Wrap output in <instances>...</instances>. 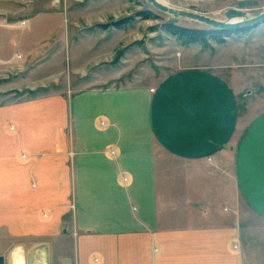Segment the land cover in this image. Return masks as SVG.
<instances>
[{
  "label": "crops",
  "instance_id": "obj_1",
  "mask_svg": "<svg viewBox=\"0 0 264 264\" xmlns=\"http://www.w3.org/2000/svg\"><path fill=\"white\" fill-rule=\"evenodd\" d=\"M12 2L0 0V239L32 245H7L4 264L15 251L25 264H247L230 248L245 238L243 175L209 164L196 87L86 80L95 63L78 59L66 82L47 40L60 15L20 27Z\"/></svg>",
  "mask_w": 264,
  "mask_h": 264
},
{
  "label": "rangeland",
  "instance_id": "obj_2",
  "mask_svg": "<svg viewBox=\"0 0 264 264\" xmlns=\"http://www.w3.org/2000/svg\"><path fill=\"white\" fill-rule=\"evenodd\" d=\"M15 1L12 6L20 10L17 17L20 27L30 15L38 14L37 21L43 15L40 13L60 15L61 30L53 28L47 40L54 50L60 49L61 44L66 82L75 79L73 62L78 59L86 66L95 63L83 73L86 80L94 75L106 77L110 73L126 72V78L119 82L121 85L146 86L152 91L162 81L176 80L177 74L179 81L196 87L190 95V101L196 102V124L211 132L216 150L209 164L217 172L229 171L236 176L239 171L243 175L245 206L239 210L245 238L240 243L233 241L230 248L244 255L247 264H264V23L232 34L223 44L187 46L163 32V25L172 18L145 0ZM162 1L173 9L218 21H224L225 13L237 9L240 2H256L243 8L248 18L264 11V0ZM140 11L150 12L152 18L141 20L136 16ZM128 17L132 18L131 22L120 29L99 28ZM53 25H58L57 19H53ZM175 25L210 30L185 18H178ZM62 31L66 35L59 42ZM101 46L104 49L98 52ZM179 94L184 96L176 93ZM24 99L20 96L16 100ZM233 212L236 215V210ZM9 244L26 252L32 245L28 241L0 239V253Z\"/></svg>",
  "mask_w": 264,
  "mask_h": 264
},
{
  "label": "water",
  "instance_id": "obj_3",
  "mask_svg": "<svg viewBox=\"0 0 264 264\" xmlns=\"http://www.w3.org/2000/svg\"><path fill=\"white\" fill-rule=\"evenodd\" d=\"M148 4H150L154 9L159 12L165 13L169 15L172 19L169 21V24L174 25L177 22L178 18H185L186 20L196 21L200 24L205 25L210 30L217 31H235L239 29L252 28L254 26L260 25L264 23V11L260 14L247 17L243 11V8H249L251 5H255L256 2L245 1L240 2L238 4L237 9H229L225 13V20L218 21L215 19L199 15L197 13H192L189 11H183L179 9H173L172 7H168L159 3L157 0H145ZM235 19L237 21H235ZM0 264H4V258L0 256Z\"/></svg>",
  "mask_w": 264,
  "mask_h": 264
},
{
  "label": "trees",
  "instance_id": "obj_4",
  "mask_svg": "<svg viewBox=\"0 0 264 264\" xmlns=\"http://www.w3.org/2000/svg\"><path fill=\"white\" fill-rule=\"evenodd\" d=\"M141 20H149L152 18V14L148 11L137 12ZM132 18H124L116 22L109 23L108 25H99V28H115L120 29L124 25L130 23ZM247 29H239L235 31H217V30H200L199 29H189L184 27H179L177 25H172L166 23L163 25V32L169 35L170 37L177 38L182 41L184 44L188 45H201L207 47L209 43L223 44L227 38L232 34L239 32H245Z\"/></svg>",
  "mask_w": 264,
  "mask_h": 264
},
{
  "label": "bare ground",
  "instance_id": "obj_5",
  "mask_svg": "<svg viewBox=\"0 0 264 264\" xmlns=\"http://www.w3.org/2000/svg\"><path fill=\"white\" fill-rule=\"evenodd\" d=\"M157 1L159 3H161V4H163V5L168 6V4L166 2H164V1H162V0H157ZM235 21H237V20L235 19ZM12 257H14L13 264H24V260H23V258L20 255V251H17V252L15 251Z\"/></svg>",
  "mask_w": 264,
  "mask_h": 264
},
{
  "label": "built area",
  "instance_id": "obj_6",
  "mask_svg": "<svg viewBox=\"0 0 264 264\" xmlns=\"http://www.w3.org/2000/svg\"><path fill=\"white\" fill-rule=\"evenodd\" d=\"M192 1H196V2H198V0H192ZM199 1H202V0H199Z\"/></svg>",
  "mask_w": 264,
  "mask_h": 264
}]
</instances>
